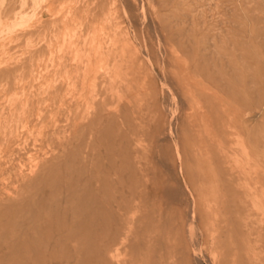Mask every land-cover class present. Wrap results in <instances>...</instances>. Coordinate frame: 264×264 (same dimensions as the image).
Instances as JSON below:
<instances>
[{"label": "rangeland", "instance_id": "1", "mask_svg": "<svg viewBox=\"0 0 264 264\" xmlns=\"http://www.w3.org/2000/svg\"><path fill=\"white\" fill-rule=\"evenodd\" d=\"M0 264H264V0H0Z\"/></svg>", "mask_w": 264, "mask_h": 264}, {"label": "bare ground", "instance_id": "2", "mask_svg": "<svg viewBox=\"0 0 264 264\" xmlns=\"http://www.w3.org/2000/svg\"><path fill=\"white\" fill-rule=\"evenodd\" d=\"M105 74H103V76H104ZM28 87V86H27ZM95 95V94H94ZM98 97V96H97ZM97 101V100H96ZM85 106H87V104L85 105ZM95 106V105H94ZM97 106H98V103H97ZM89 108V107H88ZM89 111V110H88ZM94 112H95V110H93ZM92 112V111H91ZM96 114V113H95ZM86 117V116H85ZM104 119V118H103ZM100 120V119H99ZM82 122V121H81ZM108 123V122H107ZM101 126H102V124H101ZM103 129H105V127L103 128ZM191 203V202H190ZM256 208V207H255ZM262 213V212H261ZM189 222V221H188ZM193 224V223H192Z\"/></svg>", "mask_w": 264, "mask_h": 264}]
</instances>
